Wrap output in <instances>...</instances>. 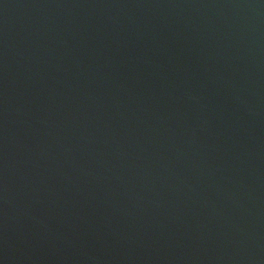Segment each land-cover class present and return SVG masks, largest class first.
I'll use <instances>...</instances> for the list:
<instances>
[{
  "label": "water",
  "instance_id": "1",
  "mask_svg": "<svg viewBox=\"0 0 264 264\" xmlns=\"http://www.w3.org/2000/svg\"><path fill=\"white\" fill-rule=\"evenodd\" d=\"M0 264H264V0H0Z\"/></svg>",
  "mask_w": 264,
  "mask_h": 264
}]
</instances>
